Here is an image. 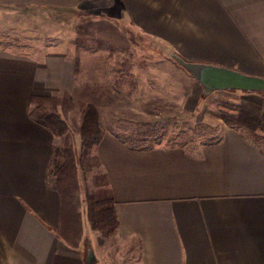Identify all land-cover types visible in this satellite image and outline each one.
<instances>
[{
  "label": "crops",
  "instance_id": "obj_1",
  "mask_svg": "<svg viewBox=\"0 0 264 264\" xmlns=\"http://www.w3.org/2000/svg\"><path fill=\"white\" fill-rule=\"evenodd\" d=\"M0 5L94 15L100 39L115 48L157 43L204 85L216 68L264 79V0ZM74 55L0 48V264H86L84 231L77 247L56 234L63 218L49 168L57 136L29 115L32 96L72 90ZM229 90L264 120V90ZM93 153L114 199L116 233L132 243L125 264H264V150L243 128L223 125L208 141L153 145L105 131Z\"/></svg>",
  "mask_w": 264,
  "mask_h": 264
},
{
  "label": "rangeland",
  "instance_id": "obj_2",
  "mask_svg": "<svg viewBox=\"0 0 264 264\" xmlns=\"http://www.w3.org/2000/svg\"><path fill=\"white\" fill-rule=\"evenodd\" d=\"M95 19L94 15L77 11L61 13L37 6L0 5V48L38 58L53 51H74V61L78 62H74L72 90L35 96L40 97L44 111L57 112L64 120L76 151L80 148L76 131L82 110L95 98L100 101L96 109L102 132L119 135L134 145L199 143L214 139L223 125L231 126L224 118L231 117L234 110L223 104L239 106V93L211 90L192 76L187 64L157 43L115 48L98 37ZM78 32L81 38L91 41L79 45ZM55 99L62 102V107L59 104L54 108ZM32 107L31 102L30 110ZM61 144L57 136L56 147ZM261 147L264 150L263 140ZM49 173L54 180L51 169ZM104 184L100 167L91 160L77 167L73 185L80 216L73 229L77 236L84 231L88 237L84 256L90 248L94 254L92 264H125L132 243L120 238L117 231L104 237L87 220L86 193L104 191Z\"/></svg>",
  "mask_w": 264,
  "mask_h": 264
},
{
  "label": "trees",
  "instance_id": "obj_3",
  "mask_svg": "<svg viewBox=\"0 0 264 264\" xmlns=\"http://www.w3.org/2000/svg\"><path fill=\"white\" fill-rule=\"evenodd\" d=\"M77 40L79 45H85L91 41V39L81 38L79 32ZM74 62L76 64L78 62L77 59ZM40 101L41 99L38 96L31 97L33 107L29 112L30 117L48 128L55 135L61 137L62 143L61 147H54L50 163L51 168H49L51 169V174L55 180V187L59 194L60 213L63 218V225L56 231V234L72 247H77L80 236H77L76 229H73V227L79 222L80 215L78 212L79 201L77 200V194L74 193L76 186L73 185V182L77 167L86 160H91L95 165L100 167L99 160L93 153L94 148L104 134L98 121V110L96 109V105L100 101L97 98L94 101H87L82 110L80 125L76 131L80 137V148L78 151L74 149L73 142L68 135V126L61 116L57 112L44 111ZM59 104L61 106L62 102L55 99L54 108L58 107ZM223 105L234 110V113L230 114L231 117H225L224 119L231 126L243 128L261 145V140L264 141V120L260 119L245 106ZM100 173L103 176L106 190L86 193V213L90 227L93 230L99 231L104 237H107L117 231L118 219L114 209L113 196L110 193L108 183L101 169ZM71 235L76 239L73 240Z\"/></svg>",
  "mask_w": 264,
  "mask_h": 264
},
{
  "label": "water",
  "instance_id": "obj_4",
  "mask_svg": "<svg viewBox=\"0 0 264 264\" xmlns=\"http://www.w3.org/2000/svg\"><path fill=\"white\" fill-rule=\"evenodd\" d=\"M204 81L205 85L210 89H239L245 91L264 90V79L243 75L236 71L223 68L212 70ZM86 250L85 263L92 264L94 261V254L90 248H87Z\"/></svg>",
  "mask_w": 264,
  "mask_h": 264
}]
</instances>
